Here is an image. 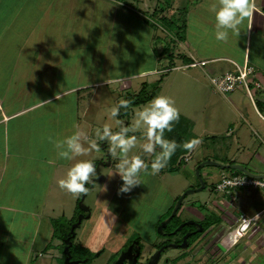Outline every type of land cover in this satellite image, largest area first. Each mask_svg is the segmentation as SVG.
I'll return each instance as SVG.
<instances>
[{
    "label": "rangeland",
    "instance_id": "rangeland-1",
    "mask_svg": "<svg viewBox=\"0 0 264 264\" xmlns=\"http://www.w3.org/2000/svg\"><path fill=\"white\" fill-rule=\"evenodd\" d=\"M175 1L176 6L173 5V0H7V8L3 5V8L1 7L0 9V31L5 28L10 31L17 30V32H15L17 35H15L16 37H12L8 34L1 42L0 47L4 46L6 41H10L12 38L15 39L13 42L15 47H25L31 40L39 44L40 41L42 42V40L47 39V42L51 46L54 45L55 48L53 53L55 57L58 58L60 52H58L56 48L61 47L62 44H66L64 43L66 42L65 33H67L69 29H72L74 37H72L71 44H73V48L78 50L72 51L71 54L67 55L65 58L67 61L65 62V90L78 84L81 86L85 85V91L80 94V101H78L76 95L71 94L68 96L67 94L64 99L48 105L44 114L41 112L35 117H33L32 114L27 116L26 119L22 121L24 125H19H23L24 127L25 132L23 131L21 134H24V137L23 135L22 137L26 140L23 141L37 139L41 142L42 139L48 140V136L51 135L49 134L51 133L50 131L57 137L55 138V136H53V141L62 140L75 131L73 125H79L80 128L88 134L89 139L94 138V129L97 127L102 128L105 123H107L114 132L118 131L121 125L117 123L118 117H110L111 108L116 106L121 99L127 100L133 98L137 100L138 98L136 97L141 94L143 88L145 93L142 95V98L152 97L154 93L157 94V96L166 95L170 97L175 102V107L178 109L179 114L189 121H193L196 126L193 133H197V135L200 133L201 129L208 130L209 125L207 124H212V122L217 126H219V122L223 126L224 122H222L219 116H216L218 121L213 118L216 109L212 105L211 96L214 91H212L209 82L207 85L201 86L194 80L196 79V72H201L200 68L195 70H177V67L184 61L182 60L180 62L181 59H178L179 56L176 51L177 39L171 32L177 27V24L179 26L183 22L187 12L189 13L191 8H196L198 5H195L193 1L189 0ZM99 3H101L102 6ZM105 3L117 8L107 9ZM209 3L213 5L215 0H210ZM124 5L128 8V13L123 11L125 8L120 7ZM117 10L118 12L115 15L113 11ZM159 10H163L162 15H166L167 20H169V23H166V25L171 24V27L167 26L165 28L163 22L160 20L161 11L159 13ZM107 12L113 13H109V16ZM1 20H3V24H1ZM144 25L152 29L149 35L144 33ZM152 25H154L155 28H152ZM31 36H33V39ZM154 37L157 38L155 40V45ZM230 37L231 36H229V38ZM109 40L112 41V45L106 49ZM17 47L16 49H18ZM93 50L97 51L96 55L101 52L102 58L98 60V58L94 57ZM156 57L157 60L162 58L161 61H156ZM197 58L198 57H196V60ZM95 60L96 62H94ZM71 62L73 63L71 64ZM3 63L5 67L8 63H13V61L0 58V64L3 65ZM73 66L74 69H70ZM125 67L128 69V75H139L142 72L154 69H156L158 73L150 74L145 79L131 80L130 82L133 84V89L128 90V93L125 91L123 92L122 87L124 86L121 83L102 86L95 84V82L100 79H107L115 75L120 76V73L125 71ZM6 70H8L10 74H13V68L11 66ZM116 71H118V73H116ZM230 73L233 76L238 75L236 69ZM201 77L207 80L204 75ZM143 82H147V84L140 89ZM93 84H95V86ZM87 86L90 87L87 88ZM20 87H18V89ZM237 89H239V87ZM222 95L225 96L227 94ZM195 101H197V105H195ZM254 102L258 103L256 97L254 98ZM249 106V114H246V117L244 116L245 119H242L243 122L247 121L248 116L250 117L253 115L256 117L255 110L250 104ZM142 107L133 109L129 115L125 116V119L121 123L124 126H131L135 129V112ZM260 109L261 108L258 106V110ZM84 110H86V113ZM222 113V108H219V114ZM143 131L144 130L141 128L135 129L129 133V135H135L137 137V145L129 153V156L141 155L146 163L150 165L151 160L154 158V154H144L140 148V145L144 142ZM178 133H180V135L183 134L180 130ZM28 134L33 138L28 139ZM180 137V139L179 137L177 138L178 144H181L182 141L184 142V139H186L185 142L193 140L188 139L187 135H181ZM190 137L191 134L189 135V138ZM249 141H251V139ZM48 142V147H40L39 150H37L39 152H35L36 149L32 148V150H28L29 154L26 152V155H34L35 157H31L33 161H35L38 155L43 156L46 154L47 156L57 157L54 146H51L53 143H50V141ZM37 143L38 141L34 143V146ZM83 143L85 147H88L86 141ZM98 143L101 144V150L99 152L89 151L86 154L75 157L71 161L65 160L66 168L68 167V162L69 167H71L79 160H92L95 164L97 176L90 178V182L86 185L88 188L86 194L73 195L61 188L57 189L56 187L58 186H55V189L52 191L56 192L58 198H60L56 200L55 198L48 197L52 188H48L47 186L46 188L48 189H46L43 185L44 189L42 188L41 191H45L39 195H34L35 198L30 201L32 206L36 208V206L43 205L46 198H49V202L54 204L55 201L58 204L56 209L61 210V213L56 216H65L69 222L72 219L70 225L66 221L57 222L56 226L55 223L52 225L56 238L62 239L63 241L59 247V260H53L54 256H57V253L49 252L46 248L42 250L40 244L37 243L39 245L35 250L33 249L32 253L34 258L33 264H68L67 261L69 257L65 259L66 256H64V254L66 248L62 245L63 243L65 245V239L72 237L73 231L75 237L72 239H77L74 242L73 250L80 244V239L84 242L83 246H85L84 244L88 243L90 239H95L94 244L97 245V248H100L99 251L104 250L103 246L106 245V243H104L105 239L123 241L129 238H141L150 241V236L159 237L163 234L161 228L166 222L161 226H157L155 222L162 212L161 210H164L171 202L174 201L176 206H174L170 218L175 216V213L177 216H180L183 208H186L196 199L206 203L209 200L211 201L217 198L216 194L210 191H206V193L204 191L198 192V190H201V187L200 189H196L195 186L196 184L199 185V180L197 181L193 177V179L189 181L185 175L186 172L188 175H191L192 170H195L197 166L196 153H194L193 150L195 147L187 152L183 158H179L183 161L182 166H180L179 162L174 165L176 169L179 167V175L173 176L171 173L167 172L170 166H166L162 169H165L166 172L160 171L153 175L149 167L146 174L141 173V185L135 187L130 193L118 194V189L122 182L118 175L110 177V175L115 172V165L118 163V160L116 157H111L105 151L107 147L106 143L103 144V142L99 141ZM228 143L231 144L233 142L230 141ZM42 148L44 150H40ZM199 149L204 151V155L210 156L209 149L211 148L200 147ZM261 153L263 154L264 151L262 150ZM186 159L190 161L184 162ZM171 160L168 164L172 162ZM231 170H235L234 175L243 172L236 168ZM67 171L68 170L65 169V177ZM8 173L3 185L4 183H8L11 189L10 206L21 205L20 182L16 181L17 179L13 180L15 178L14 171ZM225 174L232 175L229 171H226ZM250 174L253 177L256 176L253 173ZM92 186H94V188H92ZM195 189V192L198 193L189 194V191ZM248 191H252L253 193L256 190ZM0 192H3V189H1ZM80 195L83 196H81V200L78 203ZM233 195L239 202L242 196H245L241 190L240 192L239 190L234 191ZM1 196L0 193V197ZM177 197L179 198L178 200ZM223 200L225 205H222V208H224V210H232L231 205H229L230 199L224 197ZM181 203L183 207H179ZM25 204L26 202L24 201L22 205ZM72 204L74 207H72ZM237 204L238 202L235 205ZM38 214L40 216L41 213ZM186 214H184V216ZM1 222L2 220L0 221V242L5 241L4 239H10L9 243L13 245L14 249H12L11 253H8L7 251H2L0 248V264H25L29 251V244L35 236L36 229L38 228L39 234L40 232L43 235L45 234L44 229H42V224H40V219L38 224H35L30 218H27V225L21 230L18 226H5V224L3 225ZM225 224L226 229L231 231L236 226L235 220L230 217L225 218ZM6 230L8 231L6 235H4L5 233L3 234V232ZM16 233H19L18 236H15ZM197 237L198 236H196V238ZM17 238L23 239L24 242L19 245L14 240ZM38 240L40 241V239ZM44 240L45 239H43V241ZM144 244L146 248H150V244ZM199 246L201 249L206 250L208 244L204 242L199 244ZM244 247V244H240L236 249H232L231 254H229V250L225 249L221 244H218V250L222 253L221 255L225 257L224 261H220L226 264V259H232V256L242 251ZM73 250H70L69 253L71 252L72 255L77 258ZM80 252L79 259L81 256L84 260L89 258L83 251L80 250ZM97 252L91 250V253L94 255L97 254ZM105 253L106 255L102 258L97 259V256H95L89 258L87 262L92 263L94 260L93 264H106L107 257L109 258L110 256L109 252L107 253V251H105ZM174 253L173 251L171 252V254ZM120 259L115 256L111 264H114L117 260L115 262L116 264ZM184 263L186 264V261H184ZM212 263L214 262L212 261Z\"/></svg>",
    "mask_w": 264,
    "mask_h": 264
},
{
    "label": "crops",
    "instance_id": "crops-1",
    "mask_svg": "<svg viewBox=\"0 0 264 264\" xmlns=\"http://www.w3.org/2000/svg\"><path fill=\"white\" fill-rule=\"evenodd\" d=\"M189 1H193L195 5L198 6L196 8H191L189 13L187 12L185 17L186 30L184 39L176 42L178 59H181V62L183 58L186 57L189 62L183 60L184 62L177 67V70H195L200 68L201 72H196V79H193L201 86L207 85L209 82L212 91H214L211 96L212 105L216 109L213 118L217 119L216 116H219L222 122H224V125L222 126L218 122L219 126H217L212 122V124H207L209 125L208 130L201 129L200 133L197 135V133H193L196 126L193 121L190 120L193 125V139H198L200 141V143L195 146V149H193L194 153H196L198 168L196 166L195 170H192L191 175H188L187 172L185 175L189 181H191L193 177L195 180H199V185L196 184L198 187L195 186L196 189H200L201 187V190H198V192L204 191L206 193V191H210L216 194L217 198L211 201L209 200L206 203L196 199L186 208H183L180 216H177L175 213V216L172 215V218H170V214L176 205L174 201L171 202L169 206L161 210L162 212L155 222L157 226H161L166 222L161 228L163 234L159 237L150 236V241L141 238H129L130 240L125 239L123 241L105 239L104 243H106V245L103 246L104 250L99 251L100 248H97V245L94 244L95 239H90L88 243L84 244L85 246H83V240L80 239V244L75 250H73V246L77 239H65V245L63 243L62 246L66 248L64 256H66L65 259L69 257L67 261L68 264H70L72 258L77 261L75 264H93L94 260L92 263H88V259L95 256H97V259H100L106 255L105 251H107V253L109 252L110 256L109 258L107 257L106 264H111L114 257H118L125 244L132 240L136 241L134 243L135 245L141 247L144 256H147L148 253L153 256L158 247L165 242L164 236H166L168 232H173L175 237L172 239V242L173 244L180 245V247H177V245L170 249L166 247L167 251L162 257L159 256L157 259L158 264H185L184 261H186V264H223L220 260L224 261L225 257L221 255L222 253L218 250L217 245L221 244L224 238L223 236L231 231L226 229V217L234 219L236 226L242 217L247 219L257 217V223L249 234L238 241L235 247L227 249L230 251L229 254H231L232 249H236L240 244L245 245L242 251L233 255L232 259H226L225 263L264 264V191L256 190L257 192L255 191L252 193V191L241 190L245 196H242L240 202L238 199H236L235 202L229 201L232 210H224V208H222V205H225L223 200L224 196L215 192L216 184L221 177L226 171L234 174L235 170H231L234 168L242 170V173H253L257 178H264V153H261L262 150L264 151V0H252L254 9L250 24L246 19L242 25H240L239 34H230L229 36L231 37L226 42L217 41L215 39V20L214 14L211 11L212 5L209 3L210 0ZM6 2L7 0H0V9L1 7L3 8V5L7 8ZM99 4L102 6L101 3ZM173 5L176 6L175 0H173ZM120 7L125 8L123 11L127 12L128 8H126L125 5ZM106 8L116 9L117 7L106 4ZM118 10L113 11L115 15ZM3 23V20H1V24ZM146 26L144 25L143 27L144 33L149 35L152 29ZM15 32H17V30L10 31L7 30V28L1 30L0 46L1 42L8 34H10L9 36L16 37L15 35L17 34ZM72 37H74V33H72V29H69L68 32L65 33L66 42L64 43L66 44H62L61 47L56 48L58 52H60L58 58L55 57L53 53L55 48L54 45L51 46L47 42V39L42 40V42L40 41L39 44L31 40L25 47L16 46L18 48L16 49L13 43L15 39L12 38L10 41L7 40L4 46L0 47V58L13 61V63H8L5 67L4 63L3 65L0 64V191L3 189V192H0L2 195L0 197V219L3 225L18 226L20 230L26 227L27 218H30L35 224H38L40 219V224H42V229H44L45 233L44 235L41 232L39 234L38 228L36 229L35 236L29 244V251L25 264H33V249L35 250L39 244L42 250L46 248L49 252L57 253V256H54L53 260L58 261L60 258L59 247L63 241L62 239L56 238L52 225L55 223L56 226L57 222H69L65 216H56L61 213V210L56 209L58 204L55 201L54 204L49 202L50 197L56 200L60 199L56 192L52 190L55 189V186H58L56 188L60 189L58 182L60 179L65 178V169L68 170L70 168L69 162L66 168L65 160L58 157L47 156L46 154L43 156L38 155L35 161H33L31 157H35L34 155H26V152L29 154L28 150H32V148L36 149L35 152H39L37 150H39L40 147H48L49 138L54 140L53 136L57 138L56 135L50 131L51 133L49 134L51 135L48 136V140L42 139L40 142L37 139L23 141L26 139L23 138L24 134L21 133L24 131V124L22 121H24L27 116L32 114V116L35 117L41 112L44 114L48 105L65 98L64 93H67L68 96L74 94L78 101H80V94L85 91V85L81 86L78 84L65 90V62H67L65 58L67 55L71 54L72 51L78 50L73 48V44H71ZM31 38L33 39V36H31ZM153 39L155 45V40L157 38L154 37ZM111 45L112 41L109 40L106 49L111 47ZM96 52V50H93V56L98 58V60L101 59V52L97 55ZM196 57H198L197 60ZM161 59L162 58L157 60L156 57V61H161ZM94 62H96V60ZM193 62H208V64L204 67H189ZM72 63L73 62H71V64ZM9 65L13 68V74H10L9 71L6 70L10 68ZM245 65L254 70V74L247 79L249 81L248 90H246L244 86H239V89L224 96L213 86L212 79L221 77ZM70 69H74V66ZM127 70V67H125V71L120 73V76L115 75L107 79H100L95 82V84L102 86L121 83L124 86L122 87L123 92L125 91L128 93V90L133 89V84L130 82L131 80L145 79L150 74L158 73V71L154 69L147 70L139 75H128ZM116 73H118V71H116ZM202 75H204L207 80L201 77ZM95 84L93 85L95 86ZM145 84H147V82H143L140 89ZM18 87L20 88L18 89ZM88 87L90 86H87V88ZM72 89H75V91H71ZM57 94H60L59 100L55 99ZM255 97L258 103L254 102ZM46 101H51V103L42 104ZM147 103L139 107L145 106ZM194 103L197 105V101ZM249 104L255 110L256 117L250 114L251 116H248L247 121L243 122L242 119H245L244 116L249 114ZM258 106L261 108L260 110H258ZM219 108H222V114H219ZM84 112L86 113V110H84ZM20 124L23 125L19 126ZM30 138L33 137L29 135L28 139ZM248 139H251V141ZM36 141H38V143L34 146ZM230 141L233 143L229 144L228 142ZM52 145L53 144H51V146ZM200 147L211 148L209 149L210 156L204 155L205 153L203 150L199 149ZM40 150L44 149L42 148ZM180 160L179 164L182 166L183 161L182 159ZM49 161L54 162L50 164ZM189 161V159L184 160V162ZM10 171L15 172V178L13 180L17 179L16 181L20 182V197L22 203L24 201L26 202L25 205L21 203V205L10 206L12 192L8 183H4L3 185ZM160 171L166 172L165 169H161ZM179 174V167L175 172L171 173L173 176ZM43 185L45 188L47 186L48 188H52L48 195L49 198H46L44 204L42 203L43 205L34 208L30 201L35 198L34 195H39L45 191H41ZM92 188H94V186H92ZM196 189L189 191V194L198 193L195 192ZM178 199L177 197V200ZM237 202L238 204L235 205ZM73 204L72 207H74ZM180 205L179 207H183L182 203ZM38 213H41L40 216ZM184 214L186 215L184 216ZM7 231L8 230L2 232L6 235ZM18 234L19 233H16L15 236H18ZM71 236L73 238L75 237L74 231ZM196 236L198 237L196 238ZM38 239H40V241ZM43 239L45 240L43 241ZM4 240L5 241L0 242L1 250L11 253L14 247L9 243L10 239ZM14 240L19 245L24 242L23 239L17 238ZM143 242L150 244V248H146ZM185 242L186 246L184 245ZM204 242L208 244L206 250L201 249L199 246V244ZM89 249L93 250V252H99L94 255ZM70 250L76 253L77 258H75L71 252L70 255ZM80 250L89 258L84 260L81 256L79 259ZM172 251L175 253L171 254ZM212 261L214 263H212Z\"/></svg>",
    "mask_w": 264,
    "mask_h": 264
},
{
    "label": "clouds",
    "instance_id": "clouds-1",
    "mask_svg": "<svg viewBox=\"0 0 264 264\" xmlns=\"http://www.w3.org/2000/svg\"><path fill=\"white\" fill-rule=\"evenodd\" d=\"M254 4L252 0H215L211 11L214 14L215 31L214 36L217 41L226 42L229 35H237L240 31V25L247 19L249 24L253 14ZM71 91H75L72 89ZM67 93H64L66 95ZM60 99V94L55 97ZM46 101L42 104H48ZM130 101L126 99L119 100L118 104L111 108L110 117L117 118L121 109H127ZM179 120V111L175 107V102L166 95H158L153 97L145 106L135 112V129H143L144 142L140 148L144 154L152 155L150 165L146 163L141 155L129 156V153L137 145V137L129 135L135 129L131 126H124L119 120L118 131L105 123L102 128L94 129V138L89 139L88 134L80 128L79 125H73L75 131L64 137L62 140L50 142L53 143L56 156L63 160L71 161L77 156L88 153L89 151L101 150L99 142L106 143L105 151L111 156L116 157L118 163L115 165V172L110 175L113 177L118 175L121 185L118 194L130 193L135 187L141 185V173H147L149 167L151 174L155 175L165 168L172 156L175 154L178 144L174 139H167L164 133L171 132L173 126ZM84 141L88 147L84 146ZM200 141L193 139L185 142L182 146L184 149L191 151ZM159 149L157 153L156 150ZM54 161H49L53 163ZM97 176V168L92 160H79L73 164L67 171L66 177L59 180V187L73 195L86 194L88 188L86 185L90 182V178ZM231 181L225 180L218 187H223ZM247 224L242 228H246Z\"/></svg>",
    "mask_w": 264,
    "mask_h": 264
},
{
    "label": "built area",
    "instance_id": "built-area-1",
    "mask_svg": "<svg viewBox=\"0 0 264 264\" xmlns=\"http://www.w3.org/2000/svg\"><path fill=\"white\" fill-rule=\"evenodd\" d=\"M208 62H193L189 65L191 68L204 67ZM238 75L233 76L227 73L221 77L212 79L213 86L221 94H229L235 91L239 86H244L246 90L249 88V81L247 80L249 76L254 74V70L251 67L245 65L237 69ZM225 180L231 181V183L225 184L222 188L218 187L223 184ZM236 190H262L264 191V178H257L251 176L249 173L244 172L238 175H227L224 174L220 181L216 184L215 192L221 196L228 197L231 202H235L236 198L233 195ZM257 223V217L247 219L242 217L237 226L224 235L221 244L225 249H231L235 247L238 241L249 234L254 225ZM247 224L246 228H242L243 225Z\"/></svg>",
    "mask_w": 264,
    "mask_h": 264
},
{
    "label": "trees",
    "instance_id": "trees-1",
    "mask_svg": "<svg viewBox=\"0 0 264 264\" xmlns=\"http://www.w3.org/2000/svg\"><path fill=\"white\" fill-rule=\"evenodd\" d=\"M160 11H161V15L159 14L161 16L160 20H161V22H163V25L165 26V28L167 26L171 27V24L166 25V23H169V20H167L166 15H162L163 10H159V13H160ZM151 27L155 28L154 25H152ZM185 28H186V23H185V19H184L183 22L179 26L177 24V27L173 30V32H171V33H173L176 36V39H177L176 41H182L184 39V34H185V30H186ZM183 60H185V62H189V60L186 57L183 58ZM144 93H145V90L143 88L141 90V94L137 95V97H136V98H138L137 100H135L133 98H130V97H129L130 99H127V100L130 101V104H129V107L127 109H121L120 110V115L118 117V120L120 122H122L125 119V116L129 115V113L131 112V110L133 108L139 107L142 104H145V103L149 102L153 97L157 96V94L154 93L152 97L142 98V95H144ZM192 128H193L192 123L189 120H187V119H185V118H183L182 116L179 115V120H178V122H176L174 124L172 131L171 132H167L166 131L164 133V135H165V137L167 139L176 140V142L178 144L179 142H178L177 138L179 137V139H180L181 135H184V136L187 135L188 139H193ZM179 130L183 134L180 135V133H178ZM190 134H191V137L189 138ZM185 140L186 139H184V142L182 141L181 144H178L179 146H178L175 154L172 156V160H171L172 162L170 164H167V166H170V168L167 169V172H171V173L175 172L176 171V167H174V165L177 164L180 161L179 158H182L187 152H189V150L184 149L183 146H182L185 143ZM156 152L157 153L159 152L158 148H157ZM154 155H155V153H154ZM81 196H83V195H80L78 203L81 200ZM79 221H81V220H79ZM68 223L70 225L72 223V221H70ZM72 238L73 237H70L71 240H72Z\"/></svg>",
    "mask_w": 264,
    "mask_h": 264
},
{
    "label": "flooded vegetation",
    "instance_id": "flooded-vegetation-1",
    "mask_svg": "<svg viewBox=\"0 0 264 264\" xmlns=\"http://www.w3.org/2000/svg\"><path fill=\"white\" fill-rule=\"evenodd\" d=\"M174 237L173 232H168L167 235L164 236L165 242L158 247L153 256L149 255V253L147 256H144L141 247L135 245L134 243L136 241L132 240L129 243H126L123 249H121L118 258L125 259L121 264H158L157 259L159 256L162 257V255H164L167 248L170 249L176 245L177 247H180L178 244H173L172 239ZM76 262L77 261L73 258L70 260V264H75Z\"/></svg>",
    "mask_w": 264,
    "mask_h": 264
},
{
    "label": "water",
    "instance_id": "water-1",
    "mask_svg": "<svg viewBox=\"0 0 264 264\" xmlns=\"http://www.w3.org/2000/svg\"><path fill=\"white\" fill-rule=\"evenodd\" d=\"M184 245L186 246V242L184 243ZM125 259H120L116 264H121Z\"/></svg>",
    "mask_w": 264,
    "mask_h": 264
}]
</instances>
